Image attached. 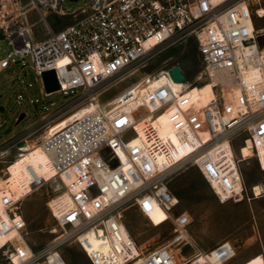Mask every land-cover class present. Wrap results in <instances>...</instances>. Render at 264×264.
Wrapping results in <instances>:
<instances>
[{
    "label": "built area",
    "instance_id": "built-area-1",
    "mask_svg": "<svg viewBox=\"0 0 264 264\" xmlns=\"http://www.w3.org/2000/svg\"><path fill=\"white\" fill-rule=\"evenodd\" d=\"M64 1L0 0V34L14 47L0 59V72L18 56L32 61L42 98L53 94L46 91L43 73L55 70L60 88L54 93L75 92L89 101L96 94L99 102L94 111L55 125L76 109L70 106L47 125L42 147L49 178L26 163V176L16 188L8 174L0 191V254L9 264H68L60 247L73 241L92 264L230 262L237 251L229 239L189 255L176 251L192 245V218L178 209L169 177L192 165L221 202L241 201L248 191L240 168L244 156L237 150L247 146L264 169V28L257 27L250 1L88 0L72 12L62 8ZM32 11L47 27L44 39L36 37L28 18ZM52 14L74 21L55 30L48 21ZM181 36L196 40L201 61L196 82L213 84L212 99L199 105L186 93L190 83L178 93L170 82L157 84L160 74L174 79L171 67L129 84L108 106L100 103L108 81ZM17 103L22 104L21 95ZM162 117H167L166 127L159 122ZM57 181L68 201L56 210L50 202L49 207L63 231L37 256L21 204ZM128 204L152 221L154 212L163 213L162 224L172 227L167 244L143 249L135 241L124 221Z\"/></svg>",
    "mask_w": 264,
    "mask_h": 264
},
{
    "label": "rangeland",
    "instance_id": "rangeland-1",
    "mask_svg": "<svg viewBox=\"0 0 264 264\" xmlns=\"http://www.w3.org/2000/svg\"><path fill=\"white\" fill-rule=\"evenodd\" d=\"M86 1L88 0H65L62 8L67 12L76 11ZM249 1L254 12L257 8L264 7V0ZM29 19L33 23L36 37L44 39L48 30L43 19L36 11L30 12ZM255 20L258 28H264V17L255 14ZM48 21L58 30L71 24L74 19L71 16L58 17L52 14ZM260 40L264 41V37ZM13 49L10 39H1L0 59L8 57ZM175 66L181 68L185 76L184 82L192 84L187 93L200 85L196 82V76L201 69V61L193 36H181L134 63L122 75L108 81L104 87L109 89L100 94L98 99L103 106H108L110 100L129 84L147 74L158 75ZM35 77L32 61H21L18 56L11 57L10 66L0 72V151L6 150L0 155V180L8 176L6 169L20 152H25V148L33 143L42 144L45 130L52 118H61L70 106L76 108L57 121L56 125L88 104L87 95H77L75 92H56L42 98ZM18 95H21L22 104L17 103ZM47 111H51L50 116L42 118V114ZM237 153L241 154L239 150ZM242 160L240 168L248 198L241 201L221 202L195 166H182L169 177V184L180 199L178 209L186 210L192 218V245H186L182 250L174 247L179 254L189 255L198 249L208 250L218 242L229 239L235 244L237 251V256L229 264H238L244 260L240 263L242 264L255 256L264 255V190L259 196L254 195L252 190L255 184L264 187V169L260 168L251 153L247 159ZM61 192L62 187L58 181L50 182L22 201L21 211L27 222L28 241L37 256L42 255L63 231L49 207V202ZM123 214L130 234L143 249L167 244L172 236L171 225L168 222L162 224L161 211L152 214V221L140 214L135 206L128 204L123 209ZM60 251L68 264H92L78 242L65 243ZM0 264H9L2 254ZM35 264L46 263L40 260Z\"/></svg>",
    "mask_w": 264,
    "mask_h": 264
},
{
    "label": "bare ground",
    "instance_id": "bare-ground-1",
    "mask_svg": "<svg viewBox=\"0 0 264 264\" xmlns=\"http://www.w3.org/2000/svg\"><path fill=\"white\" fill-rule=\"evenodd\" d=\"M254 13L260 17H264V7L257 8V10ZM28 18H29V16H28ZM251 22H252L251 27L256 30V26L253 23V20ZM261 31H264V29H262ZM158 78H160V79L157 81V84H159L163 81L170 82L173 90L176 91V93H178L179 91H181L183 89V87L188 85V83H185L183 81L176 80V79H170L168 77H165L164 74L158 75L156 77V79H158ZM52 93H54V92H52ZM186 93H187V90H186ZM188 93H189V95L195 96L198 99L199 105H204L210 99H212L215 95L213 84L210 82L200 84V85L196 86L195 88H193L192 90H189ZM92 96H94V94H92ZM95 99H97V95L95 96ZM95 99L88 101L87 105H84V106L78 108L77 110H75L71 114L70 119H77L81 116L86 115L87 113H89L91 111H94L99 104V102ZM114 99L115 98L110 100V103H112V101ZM159 122H160V124L163 125V127H166L168 125L167 117H162ZM5 151L6 150H1L0 155H3L5 153ZM25 151L26 152L23 154L24 155L23 157H18L15 161L10 163L6 169V173L10 174L9 178H10L12 185L16 188L21 186L22 181H23L24 177L26 176V163L32 164L36 168L37 172L46 178H49L50 174H51V171L48 169L49 168L48 165H46V154L43 150L42 144H39V143L34 144L33 143L30 146L26 147ZM240 153H241L242 157L244 156L243 159H247L249 157L251 151L247 146L244 145L242 147V151H240ZM251 156H252V153H251ZM41 163L43 164L42 166H41ZM7 177H5V178L2 177V180H0V191L2 189H4V187L6 185ZM77 186H79V185H75V187H77ZM252 190H253L254 195L259 196L262 194L264 187L261 184H255L253 186ZM67 201H68L67 195L60 194V195L56 196L55 198H53L52 201H50V205L53 207V209L56 210L58 208L65 206ZM242 264H264V255L261 254V255L255 256V257L247 260L246 262H244Z\"/></svg>",
    "mask_w": 264,
    "mask_h": 264
},
{
    "label": "water",
    "instance_id": "water-1",
    "mask_svg": "<svg viewBox=\"0 0 264 264\" xmlns=\"http://www.w3.org/2000/svg\"><path fill=\"white\" fill-rule=\"evenodd\" d=\"M74 1H77V0H74ZM3 38H4V36L2 34H0V40ZM171 75L176 80L184 81V79H185V76H184L181 68L178 66H175L171 69ZM43 81H44V84L46 87V91L48 93L55 92V91L59 90V88H60L59 81H58L55 70L45 71L43 73ZM1 109H3V107H1Z\"/></svg>",
    "mask_w": 264,
    "mask_h": 264
},
{
    "label": "crops",
    "instance_id": "crops-1",
    "mask_svg": "<svg viewBox=\"0 0 264 264\" xmlns=\"http://www.w3.org/2000/svg\"><path fill=\"white\" fill-rule=\"evenodd\" d=\"M256 198V197H254ZM213 247V246H212ZM248 259V258H247ZM246 260V259H245ZM233 260H231L230 262H232ZM244 260H242L241 262H243ZM230 262L226 263V264H229ZM241 262H239L238 264H240Z\"/></svg>",
    "mask_w": 264,
    "mask_h": 264
}]
</instances>
